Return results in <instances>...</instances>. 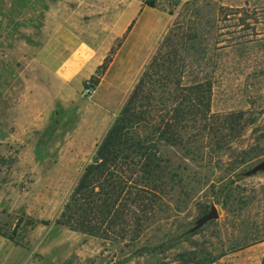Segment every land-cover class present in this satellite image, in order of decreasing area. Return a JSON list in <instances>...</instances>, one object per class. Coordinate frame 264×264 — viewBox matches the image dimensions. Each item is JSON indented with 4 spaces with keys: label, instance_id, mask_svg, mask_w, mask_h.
<instances>
[{
    "label": "rangeland",
    "instance_id": "1",
    "mask_svg": "<svg viewBox=\"0 0 264 264\" xmlns=\"http://www.w3.org/2000/svg\"><path fill=\"white\" fill-rule=\"evenodd\" d=\"M144 10L162 30L144 69L174 32L164 51L178 52L181 87L211 80L218 125L202 132L190 122L193 143L163 148L175 185L137 248L191 229L214 205L219 218L155 258L54 224L126 102L111 117L118 94L108 112L83 92L69 102L55 70L86 43L107 53L108 66ZM237 115L235 125L224 122ZM263 160L264 0H0V264H180L185 251L211 264H264V172L245 176Z\"/></svg>",
    "mask_w": 264,
    "mask_h": 264
},
{
    "label": "trees",
    "instance_id": "2",
    "mask_svg": "<svg viewBox=\"0 0 264 264\" xmlns=\"http://www.w3.org/2000/svg\"><path fill=\"white\" fill-rule=\"evenodd\" d=\"M175 37L171 32L145 67L54 221L57 226L103 240L125 241L135 248L131 256L158 257L196 234L189 233V229L161 242L157 240L160 243L150 241L137 248L141 237L154 224L163 197L170 192L169 181L175 185L177 175L172 173L171 160L163 148L186 145L190 122L203 123L202 132L218 130L210 110L211 80L204 78L182 88L181 75L175 68L178 52L171 47L164 51ZM196 52L199 54L200 50ZM108 62L106 58L98 75L92 77L97 86L100 71ZM231 118L224 122L235 125L243 115ZM191 138L188 145L195 141ZM195 152L186 150L188 155ZM177 261L211 264L215 260L208 256L198 259L196 253L185 251L177 256Z\"/></svg>",
    "mask_w": 264,
    "mask_h": 264
},
{
    "label": "crops",
    "instance_id": "3",
    "mask_svg": "<svg viewBox=\"0 0 264 264\" xmlns=\"http://www.w3.org/2000/svg\"><path fill=\"white\" fill-rule=\"evenodd\" d=\"M138 29L141 30V39L133 41ZM155 34V40L151 41ZM161 34V29L156 31V15L154 12L152 10L142 11L126 34V38L118 53L107 66V69L100 75L97 90L88 99L90 104L94 105L97 102L102 110L108 112L107 109L110 108L112 100L118 94L115 100L117 103L115 109L107 114L108 117L114 115L126 101L146 62L156 50ZM139 41L141 42L140 44ZM141 49H145L146 54L141 62L136 65ZM106 58L107 53L101 52L92 44L86 43L79 48L73 49L68 57L62 63H59L55 70L57 82L61 86H67L69 89L68 94L71 98L69 102L74 103L80 99L84 83L98 75L99 68L105 63ZM125 84L126 87H123ZM74 85H76V89L73 88ZM103 91H106V96H104ZM89 111L92 112V110Z\"/></svg>",
    "mask_w": 264,
    "mask_h": 264
},
{
    "label": "water",
    "instance_id": "4",
    "mask_svg": "<svg viewBox=\"0 0 264 264\" xmlns=\"http://www.w3.org/2000/svg\"><path fill=\"white\" fill-rule=\"evenodd\" d=\"M259 172H264V160L261 161L260 163H258L256 166H254L251 170L247 171L245 173V176L250 177V176L256 175ZM218 218H219V211H218L217 207L214 205V206H212L211 210L207 214L202 216L196 222L195 226L189 230V233H194V232L200 230L206 224H208L211 221L218 220Z\"/></svg>",
    "mask_w": 264,
    "mask_h": 264
},
{
    "label": "built area",
    "instance_id": "5",
    "mask_svg": "<svg viewBox=\"0 0 264 264\" xmlns=\"http://www.w3.org/2000/svg\"><path fill=\"white\" fill-rule=\"evenodd\" d=\"M172 3L181 6L183 5L187 0H170ZM97 85L95 84L94 80L92 78L88 79L85 83H84V87H83V94L86 97H91L95 94L96 90H97Z\"/></svg>",
    "mask_w": 264,
    "mask_h": 264
}]
</instances>
